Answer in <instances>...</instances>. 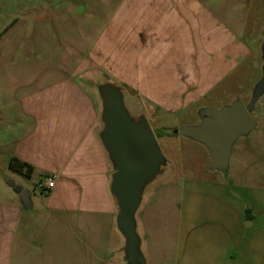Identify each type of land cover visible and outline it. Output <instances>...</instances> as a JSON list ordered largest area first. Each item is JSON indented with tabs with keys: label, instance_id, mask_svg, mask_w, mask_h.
I'll list each match as a JSON object with an SVG mask.
<instances>
[{
	"label": "crops",
	"instance_id": "obj_1",
	"mask_svg": "<svg viewBox=\"0 0 264 264\" xmlns=\"http://www.w3.org/2000/svg\"><path fill=\"white\" fill-rule=\"evenodd\" d=\"M75 1L51 24L65 49L49 54L74 56V64L18 75L16 109L0 129V145L32 165L27 177L36 186L22 189L24 205L21 189L0 199V264L110 255L127 263L97 85L120 86L131 116H145L155 130L170 118L183 120L176 128L197 125L205 109L242 101L225 92L255 56L242 32L261 13L258 0H82L81 13ZM259 57L262 68L261 50ZM249 114L254 125L233 141L224 169L169 180L179 191L172 250L162 242L169 235L166 183L157 177L146 186L135 220L152 264H264V93ZM47 176L54 186L46 193L36 183ZM169 253L172 260H157Z\"/></svg>",
	"mask_w": 264,
	"mask_h": 264
},
{
	"label": "rangeland",
	"instance_id": "obj_2",
	"mask_svg": "<svg viewBox=\"0 0 264 264\" xmlns=\"http://www.w3.org/2000/svg\"><path fill=\"white\" fill-rule=\"evenodd\" d=\"M69 1L73 0H0V129L4 127V118L7 116L8 111H15L16 109L13 99L19 91L15 89V85L20 81L17 78L18 75L35 66L60 65L61 63L62 65L71 66L74 64L76 60L74 56L63 58L49 55L51 52H56L64 47L62 42L53 40V33L59 35L60 30L59 27L51 26V24H54L55 20L61 16L65 18V6L66 2ZM258 1H261L258 8L261 13L252 17L242 32L243 37L251 44L255 56L225 92L234 93L235 97L242 99L244 103L248 102L254 84L262 76L259 55L260 44L264 37V0ZM75 4L78 7L77 11L81 13L84 3L82 0H76ZM224 97L227 100L229 99L226 96ZM182 121L170 118L162 121L160 124L165 126L157 130H155L153 123L149 122L166 158V165L158 177L162 178L161 182L166 183L165 189L162 190L167 191L169 194L167 197L169 203L167 207L165 206L170 213V219L166 220V222L168 221L169 235L162 237V242L170 250L174 248L175 225L173 219L175 218V212L178 210L179 191L176 188L177 185L172 184L169 180H172V182L174 179L180 181V177L194 174L205 178L211 176L208 170L210 158L204 147L174 133V129ZM9 160L10 146L1 144L0 199L5 193L22 190L24 187L34 193L36 186L32 180L27 175L13 170L9 165ZM156 195L157 193H155ZM153 198L154 196L151 199ZM143 253L147 264H152L149 244L144 246ZM171 257L169 253L164 257L158 255V259H156L172 260ZM115 263L127 264L124 260H119L117 255H110L108 260H93L91 258V260H73V263L71 262V264Z\"/></svg>",
	"mask_w": 264,
	"mask_h": 264
},
{
	"label": "water",
	"instance_id": "obj_3",
	"mask_svg": "<svg viewBox=\"0 0 264 264\" xmlns=\"http://www.w3.org/2000/svg\"><path fill=\"white\" fill-rule=\"evenodd\" d=\"M260 50L262 76L254 84L246 106L237 99L226 106L207 108L199 124L174 129V133L190 137L207 148L211 169L227 166L233 141L254 125L249 111L264 93V37ZM97 91L104 124L100 138L113 167L110 191L118 207L116 224L125 241L124 259L129 264H146L135 214L146 186L162 173L166 158L145 116L134 118L129 113L120 86L102 82L97 85ZM27 196L28 191L22 190L23 205Z\"/></svg>",
	"mask_w": 264,
	"mask_h": 264
},
{
	"label": "trees",
	"instance_id": "obj_4",
	"mask_svg": "<svg viewBox=\"0 0 264 264\" xmlns=\"http://www.w3.org/2000/svg\"><path fill=\"white\" fill-rule=\"evenodd\" d=\"M9 165L13 170L25 175H28L33 169L32 165L15 156L10 158Z\"/></svg>",
	"mask_w": 264,
	"mask_h": 264
},
{
	"label": "built area",
	"instance_id": "obj_5",
	"mask_svg": "<svg viewBox=\"0 0 264 264\" xmlns=\"http://www.w3.org/2000/svg\"><path fill=\"white\" fill-rule=\"evenodd\" d=\"M36 184L40 190L47 193L54 186V177L47 176V177L39 180Z\"/></svg>",
	"mask_w": 264,
	"mask_h": 264
}]
</instances>
